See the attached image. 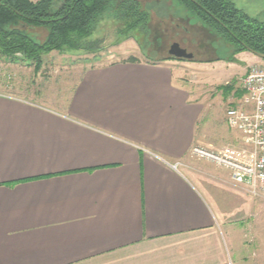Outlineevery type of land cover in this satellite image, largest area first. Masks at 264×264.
<instances>
[{
  "label": "crops",
  "instance_id": "1",
  "mask_svg": "<svg viewBox=\"0 0 264 264\" xmlns=\"http://www.w3.org/2000/svg\"><path fill=\"white\" fill-rule=\"evenodd\" d=\"M128 59L86 68L58 105L0 82V264H234L232 250L243 255L241 233L215 205L223 185L189 157L202 146L205 105L168 60Z\"/></svg>",
  "mask_w": 264,
  "mask_h": 264
},
{
  "label": "rangeland",
  "instance_id": "2",
  "mask_svg": "<svg viewBox=\"0 0 264 264\" xmlns=\"http://www.w3.org/2000/svg\"><path fill=\"white\" fill-rule=\"evenodd\" d=\"M139 1L151 10L149 34L137 33L138 38L121 39L117 34V24L106 17L90 38L100 41L91 51L50 52L43 55V64L39 69L33 61L16 62L0 54V82L3 80L9 87L14 84V89L17 88V92L23 90L24 96L48 105H58L59 100H64L71 93L86 68L132 56L141 60H162L169 57L170 46L178 42L194 54V59L168 61L176 65V81L192 89L193 98L205 105L198 123L201 147L219 150L228 145L240 146L241 134L229 129L226 112L241 100L237 90L241 89L249 67L264 60L249 51L236 54L234 61L218 60L227 58L230 51L225 43L220 42L215 31L180 11L172 0ZM232 1L252 17L264 15V0ZM20 28L37 42H43L47 37V30L43 27L32 28L21 24ZM232 86L233 91L228 93ZM9 91L14 92L13 89ZM0 94L8 96L1 91ZM194 161V166L207 181L224 187L217 195L215 205L221 210L223 219L241 233L236 236L235 242L244 247L241 257H237L232 250L233 263L264 264V199L254 198L232 185L229 171L222 167L205 160Z\"/></svg>",
  "mask_w": 264,
  "mask_h": 264
},
{
  "label": "trees",
  "instance_id": "3",
  "mask_svg": "<svg viewBox=\"0 0 264 264\" xmlns=\"http://www.w3.org/2000/svg\"><path fill=\"white\" fill-rule=\"evenodd\" d=\"M180 11L215 31L220 42L229 48L226 59L234 61L240 52L264 54V15L252 17L232 0H172ZM184 13V14H185ZM117 24L121 39L138 38L137 33L149 34L151 10L139 0H0V54L12 61H33L36 69L43 64V55L53 51L93 50L99 40L90 39L104 18ZM26 27L47 30L43 42H37ZM177 60L167 57L162 60ZM130 57L127 62H138ZM234 86L228 89L233 91ZM240 97L244 95L238 89Z\"/></svg>",
  "mask_w": 264,
  "mask_h": 264
},
{
  "label": "built area",
  "instance_id": "4",
  "mask_svg": "<svg viewBox=\"0 0 264 264\" xmlns=\"http://www.w3.org/2000/svg\"><path fill=\"white\" fill-rule=\"evenodd\" d=\"M241 88L243 97L226 112L229 129L241 134L240 146L228 145L219 150L193 146L189 157L222 167L229 171L232 185L264 199V62L249 67ZM179 165L173 166L177 169Z\"/></svg>",
  "mask_w": 264,
  "mask_h": 264
},
{
  "label": "water",
  "instance_id": "5",
  "mask_svg": "<svg viewBox=\"0 0 264 264\" xmlns=\"http://www.w3.org/2000/svg\"><path fill=\"white\" fill-rule=\"evenodd\" d=\"M248 51L264 60V54L253 51L252 49H248ZM168 55L177 60L192 61L194 59V54L192 52H189L186 48L182 47L178 42H174L170 46Z\"/></svg>",
  "mask_w": 264,
  "mask_h": 264
}]
</instances>
